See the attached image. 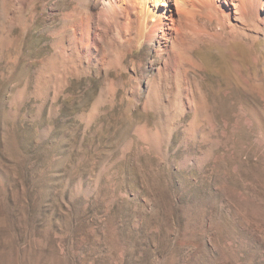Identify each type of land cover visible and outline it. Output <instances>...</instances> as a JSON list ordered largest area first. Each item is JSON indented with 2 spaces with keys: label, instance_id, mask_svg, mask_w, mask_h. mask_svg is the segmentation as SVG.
Here are the masks:
<instances>
[{
  "label": "rangeland",
  "instance_id": "obj_1",
  "mask_svg": "<svg viewBox=\"0 0 264 264\" xmlns=\"http://www.w3.org/2000/svg\"><path fill=\"white\" fill-rule=\"evenodd\" d=\"M52 19L0 0V264H264V31L204 17L156 77L62 65Z\"/></svg>",
  "mask_w": 264,
  "mask_h": 264
},
{
  "label": "bare ground",
  "instance_id": "obj_2",
  "mask_svg": "<svg viewBox=\"0 0 264 264\" xmlns=\"http://www.w3.org/2000/svg\"><path fill=\"white\" fill-rule=\"evenodd\" d=\"M8 1L26 7L31 23L40 14L60 23L59 30H51L48 36L52 39L53 57L62 65L78 61L84 67L103 69L108 48H129L135 42L137 51L144 46L149 48L147 60L155 64L156 77L182 72L191 58L186 47L188 40L205 45L203 36L207 30L197 25V20L203 21L204 17L219 15L222 24L229 25L223 34L213 33L218 47L230 46L239 35L235 30L247 23L264 31V0ZM144 66L143 61L138 63L143 68L140 79L145 80L148 92L152 90V78ZM131 69L136 70L135 63ZM202 100L196 102L202 105Z\"/></svg>",
  "mask_w": 264,
  "mask_h": 264
}]
</instances>
